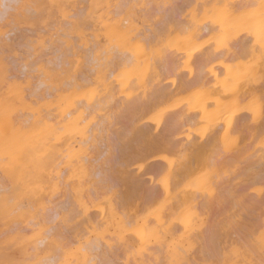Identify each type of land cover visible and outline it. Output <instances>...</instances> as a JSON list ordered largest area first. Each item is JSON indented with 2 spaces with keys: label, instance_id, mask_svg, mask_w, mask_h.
I'll list each match as a JSON object with an SVG mask.
<instances>
[{
  "label": "bare ground",
  "instance_id": "6f19581e",
  "mask_svg": "<svg viewBox=\"0 0 264 264\" xmlns=\"http://www.w3.org/2000/svg\"><path fill=\"white\" fill-rule=\"evenodd\" d=\"M0 264H264V0H0Z\"/></svg>",
  "mask_w": 264,
  "mask_h": 264
}]
</instances>
